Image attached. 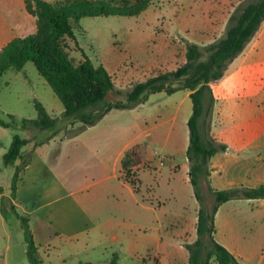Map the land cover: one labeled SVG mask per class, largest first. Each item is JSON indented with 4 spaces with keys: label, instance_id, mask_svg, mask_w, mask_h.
Here are the masks:
<instances>
[{
    "label": "rangeland",
    "instance_id": "1",
    "mask_svg": "<svg viewBox=\"0 0 264 264\" xmlns=\"http://www.w3.org/2000/svg\"><path fill=\"white\" fill-rule=\"evenodd\" d=\"M248 1L150 0L147 9L134 17L82 18L74 28V40L68 38L64 40L67 47L65 52L74 64L88 58L95 66L105 67L114 83V89L108 93L106 101L125 102L127 92L135 84L183 65L187 44L205 47L223 37L229 17ZM13 5L14 17L31 21V25L25 26L24 30L15 27L17 34L19 32H22L23 36L32 34L35 30L34 19L25 12L20 0H0L2 15L8 19L7 8ZM178 85L180 84L174 83L172 87ZM165 95L167 96L165 93L148 95L141 103L143 106L135 111L113 109L106 118L110 122L121 120L126 124L130 141L138 140L141 130H150L157 142L149 153L153 159L144 163L142 169L145 171H139L140 194L137 198L142 205L136 207L123 191H120L121 195L113 193L106 199L111 205L105 209L103 218H115L120 233L134 237L138 244V256L136 261L131 263L126 256L125 243L121 240L123 249L116 255L118 264H154V256L160 242L161 246L166 245L165 258L168 264H188L185 246L193 243L197 237L199 204L194 198L189 182L185 166L186 157L181 152L182 146L189 141L187 121L191 116V103L187 99L179 104L183 96L182 91L167 97ZM34 101L40 102L50 116L54 118L61 116L63 107L60 101L32 63H27L20 74L7 70L2 75L0 118L8 120L7 115H12L17 123L16 133L22 137L32 138L33 145L48 138L47 134L40 135L20 129L22 119L36 118ZM213 108L208 118L209 125ZM171 117H174V120ZM79 126V123L61 124L59 132L65 135L64 129L74 132ZM169 127L172 134L166 150L173 152L172 162L177 165L172 168L167 166L163 159L158 163L164 155L161 148L163 133L167 132ZM209 134L211 135V132ZM7 137L10 138V132L0 127V145ZM4 152L0 148L1 168V156ZM146 155L144 150L142 154L144 160ZM66 161V158H63V162ZM155 163L159 164V168ZM12 172V168H2L0 186L9 190ZM84 176L85 174L78 173L77 177L83 179ZM86 176L87 180L95 178ZM98 187L91 188L84 195H91L92 200L96 201L100 198L96 190ZM9 194L10 191H7V195ZM122 204L125 205L121 208ZM206 204H209V201H206ZM116 205L120 206L118 210L115 208ZM256 207L263 209L259 205ZM8 215V220L3 222L0 214V264H29L21 225L12 214ZM59 244L55 241L50 246L48 253L50 264H61L59 261L62 255L66 257L73 252ZM114 252L108 250L109 259L110 254ZM155 259H158L157 256ZM66 264H78V260L66 259ZM211 264L217 263L211 260Z\"/></svg>",
    "mask_w": 264,
    "mask_h": 264
},
{
    "label": "crops",
    "instance_id": "2",
    "mask_svg": "<svg viewBox=\"0 0 264 264\" xmlns=\"http://www.w3.org/2000/svg\"><path fill=\"white\" fill-rule=\"evenodd\" d=\"M20 2L25 10L23 0ZM12 10H15L14 5L7 8L8 19L0 11V50L11 40L23 37L22 32L17 34L15 27L24 30L31 25L28 19L14 17ZM180 91L183 96L179 104L189 99V92ZM212 92L215 102L210 132L227 150L210 160L211 186L217 190L264 186V24L245 51L228 66L225 76L212 85ZM140 106L143 104L130 111ZM108 113L97 124L71 138L63 132L42 133L49 139L32 150L28 164L18 174L13 204L16 211L28 219L41 264H50L48 253L55 241L73 251L69 256L62 255L61 264H66V259L109 264L123 249L121 240L129 261H136L135 238L121 234L118 221L112 217L105 219L102 214L111 205L106 202L107 197L113 193L121 195L120 191L136 207L142 205L137 198L139 194L121 178V159L132 146H143L147 155L145 160L142 158L139 171H145L142 167L153 159L149 153L157 142L150 130H141L138 140H128L126 124L121 120L107 121ZM9 132L10 138H4L0 145L5 152L11 142ZM171 134L170 127L163 133L164 155L158 162L163 159L170 168L177 166L172 162L173 152L166 150ZM187 146L185 142L181 149L185 157ZM27 150L23 148L22 154ZM158 163H155L157 168ZM185 166L189 172L187 158ZM78 173L85 174L83 179L77 177ZM86 175L95 178L87 180ZM96 186H99L96 190L100 198L93 201L91 195L84 193ZM3 189V195L8 197L10 190ZM115 208L118 210L120 206ZM2 221L6 222L3 217ZM214 238L240 264H264V199H238L222 204L215 215ZM110 249L115 252L109 259ZM165 252L166 245L161 246L160 242L155 255L158 264H168Z\"/></svg>",
    "mask_w": 264,
    "mask_h": 264
},
{
    "label": "trees",
    "instance_id": "3",
    "mask_svg": "<svg viewBox=\"0 0 264 264\" xmlns=\"http://www.w3.org/2000/svg\"><path fill=\"white\" fill-rule=\"evenodd\" d=\"M150 0H23L26 12L35 21L32 34L15 38L0 50V79L7 70L19 72L32 63L60 101L63 112L59 118L50 116L43 105L34 101L35 119H22L20 129L36 134L59 132L61 124L80 126L74 132L64 129L71 138L97 124L111 110H130L143 103L148 95L177 91L189 92L191 116L187 121L189 141L186 158L189 162V182L194 198L199 204L196 239L185 246L188 264H240L226 248L217 243L215 215L219 207L232 200L264 199V186L237 187L217 190L211 186V158L225 152L227 147L209 133V116L214 106L212 85L226 74L228 66L239 57L258 34L264 24V0H249L239 6L229 17L223 37L200 47L187 44L185 63L172 71L160 72L144 82L135 84L126 94V101L107 102L106 97L114 89L112 77L102 65L95 66L88 58L74 64L67 56L64 40H74V28L82 18L134 17L144 12ZM174 83L180 85L172 87ZM8 120L0 118V127L11 131L9 147L2 155V168H12L10 195H3L0 186V213L5 221L12 214L20 223L26 245L29 264H41L28 219L20 215L13 204L18 174L30 160V153L39 144L32 138L16 133L17 123L12 115ZM63 130V129H61ZM28 149L23 155L22 149ZM143 146L127 149L121 159V178L140 194L139 166L142 164ZM2 168L0 167V173ZM209 201V204H206ZM78 264H91L80 262ZM110 264H117L116 256ZM154 264H158L154 259Z\"/></svg>",
    "mask_w": 264,
    "mask_h": 264
}]
</instances>
